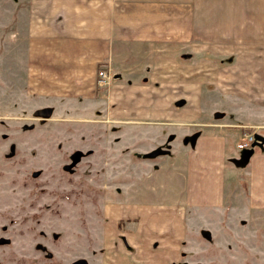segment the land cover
<instances>
[{"label":"crops","instance_id":"0c3cea01","mask_svg":"<svg viewBox=\"0 0 264 264\" xmlns=\"http://www.w3.org/2000/svg\"><path fill=\"white\" fill-rule=\"evenodd\" d=\"M8 52L0 115L98 127V155L124 166L115 213L150 264L180 262L186 231L210 243L244 220L264 252V0H0Z\"/></svg>","mask_w":264,"mask_h":264},{"label":"rangeland","instance_id":"374dc122","mask_svg":"<svg viewBox=\"0 0 264 264\" xmlns=\"http://www.w3.org/2000/svg\"><path fill=\"white\" fill-rule=\"evenodd\" d=\"M10 56L6 53L0 64L6 78L0 104L6 109L13 107L18 74ZM98 129L44 124L13 110L0 115V264H72L80 259L88 264H150L145 252L136 253L126 236V220L115 213L123 206L115 203V192L124 166L108 164L115 157L103 155V149L98 155ZM249 222L238 221L243 228L233 231V238L220 234L210 243L204 235L191 242L186 231L181 261L172 264H264L259 235ZM147 239H138L140 247L148 248L142 242Z\"/></svg>","mask_w":264,"mask_h":264},{"label":"built area","instance_id":"2783aa9c","mask_svg":"<svg viewBox=\"0 0 264 264\" xmlns=\"http://www.w3.org/2000/svg\"><path fill=\"white\" fill-rule=\"evenodd\" d=\"M110 72L106 67H101L97 74V84L100 86H106L110 83ZM256 141L255 136L251 132H245L241 139V146L243 148H248L251 144Z\"/></svg>","mask_w":264,"mask_h":264},{"label":"water","instance_id":"95a60500","mask_svg":"<svg viewBox=\"0 0 264 264\" xmlns=\"http://www.w3.org/2000/svg\"><path fill=\"white\" fill-rule=\"evenodd\" d=\"M260 143V141H254L251 145L252 146H256ZM72 264H88L86 260L84 259H80V260H77L75 262H73Z\"/></svg>","mask_w":264,"mask_h":264}]
</instances>
